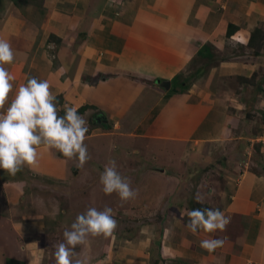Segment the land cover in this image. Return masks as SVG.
Returning <instances> with one entry per match:
<instances>
[{
	"label": "crops",
	"instance_id": "0c3cea01",
	"mask_svg": "<svg viewBox=\"0 0 264 264\" xmlns=\"http://www.w3.org/2000/svg\"><path fill=\"white\" fill-rule=\"evenodd\" d=\"M6 9L0 3V38L8 40L15 53L13 63L4 65L16 77L9 103L28 77L47 79L62 108L91 106L103 133L87 135L89 145L94 147V139L100 138L104 152L97 150L101 158L94 155L77 168V159L69 160L55 149L43 152L41 146L36 166H24L14 176L0 169V218L7 202L11 212L26 216L22 223L17 219L24 224L19 235L42 233L56 239L51 198L43 197L45 181L36 182L35 177L49 176L59 167L58 178L74 183L89 174L87 182L97 186L104 166L115 158L112 137H117V149L124 151L118 153L124 159L119 158L117 171L138 190L137 201L131 200L127 208L143 215L135 220L156 218L160 226L150 229L141 223L139 234H113L103 255H93L87 264H264V153L256 142L264 134V0H29ZM256 29L260 34L251 38ZM163 80L170 81L168 89L159 85ZM172 88L175 92L168 93ZM136 137L144 145L133 152L132 162L127 141ZM153 158L163 165L146 167ZM165 166L169 173L167 168L159 172ZM85 167L88 171L83 172ZM28 170L32 177L27 179ZM189 170L197 175V184L211 174L208 187H198V193L203 192L200 204L231 218L223 232L199 230L196 235L181 222L176 230L164 223L172 199L177 210L192 202L179 184ZM26 180L34 181L30 206L25 205ZM36 183L41 196L34 193ZM37 199L46 202L43 210L49 215L22 211L21 203L31 211ZM148 199L169 206H151ZM7 218L13 220V215ZM1 222L0 234L6 236L12 229L5 231ZM211 238L225 243L208 253L199 245ZM1 240L6 246L7 240ZM27 244L25 249L37 260L49 243ZM79 248L94 253L89 243Z\"/></svg>",
	"mask_w": 264,
	"mask_h": 264
},
{
	"label": "clouds",
	"instance_id": "9594fccd",
	"mask_svg": "<svg viewBox=\"0 0 264 264\" xmlns=\"http://www.w3.org/2000/svg\"><path fill=\"white\" fill-rule=\"evenodd\" d=\"M14 59L11 43L0 38V169L14 176L24 166H36L42 155L41 146L43 152L55 149L69 160L77 159L75 166L82 168L90 159L85 144L89 132L88 121L75 106L65 105L64 115H59L57 97L50 91L47 79L28 77L26 83L18 85L9 103L16 77L4 65L12 64ZM6 104L8 106L5 108ZM99 183L106 195L116 193L121 201L131 200L138 195V190L131 187L130 180L117 171L115 160H110L104 166ZM196 199L198 203L202 202L201 197ZM183 215L188 218L185 227L192 234L199 230L205 233L223 232L231 219L220 209L213 208L186 210ZM117 226L112 208H87L76 216L70 230L63 232V242L54 245L55 264H87L86 258L73 260L74 249L83 245L89 236L112 237ZM224 243L225 240L221 238L202 239L199 246L212 253Z\"/></svg>",
	"mask_w": 264,
	"mask_h": 264
},
{
	"label": "rangeland",
	"instance_id": "374dc122",
	"mask_svg": "<svg viewBox=\"0 0 264 264\" xmlns=\"http://www.w3.org/2000/svg\"><path fill=\"white\" fill-rule=\"evenodd\" d=\"M24 1H29V0H24ZM0 3L3 4L4 11L5 10L7 11L6 8H7L8 4L12 7V4L18 5L20 2H18V4H17V3H13V1L10 2V0L9 1L8 0H0ZM255 49H256V47H254L252 52ZM258 49L261 50V47L258 46ZM226 50L231 51V52H236V49H232V50L226 49ZM241 50H243V49H241ZM249 51H251V50H249ZM255 52H257V51H255ZM255 75L257 76V74H255ZM255 75L252 77V80L256 79ZM238 81H239V79H238ZM56 97L58 98L57 95H56ZM57 101H58L57 108L59 110L60 109L62 110L63 108L60 106L62 100L57 99ZM86 106L87 105H84L85 108L83 109V111L79 112V114L84 116V118L88 121L87 126L89 127V132L86 134L85 144L87 145L88 154H89L90 158H92L94 155H96L95 157L101 158L103 154H98L96 151L101 150L104 152V145L101 142L102 139H100V138L94 139L96 141V145L94 146L97 148L96 149L93 147V145H89L90 140L88 139L89 136H87V135L92 134V133L93 134L94 133H101L102 134L103 132H102L101 127H99L98 125L97 126L94 125V123L100 124L101 122L95 121L96 118H94V116H93V109L91 108V106L90 107H86ZM120 141H121V139H120ZM120 141L118 140L117 137L114 139L112 137V143H113V146H115L113 148L114 149L113 155L115 156L114 160H116V166L119 165V158L122 160L124 159L123 155L118 154L120 152L122 154L124 153V151H120L119 149H117V147H119ZM127 143H129V145H131V146L128 145V147H127V149H128L127 152H128V156H129L128 158H130V160H132V162H133L135 160V154H136V153L134 154L133 152H140L142 150V147L144 144L137 137L133 138L131 140H128ZM94 149H96V150L94 151ZM116 151H118V152H116ZM149 151L154 152V150H152V149H150ZM262 153H264V151H262ZM138 156H140V153H138ZM152 160H154V161H152V162L150 161L149 163L145 164V166L146 167H147V165L157 166L158 164L163 165V164H161L162 161L159 163L158 160H156V158H153ZM72 161H73V159H72ZM88 161L84 165H86L88 163ZM163 163H166V162L163 161ZM168 163H170V162H168ZM74 164H75V162H72L71 166ZM127 164H129L131 166L132 171H134V169L135 170L137 169V168H135V165L132 166L133 164L129 163L128 159H127ZM168 166H170V165H168ZM168 166L160 168L159 172H163L167 168L166 169L167 171L165 173H169L168 172L169 171ZM53 168H55L57 171L55 170L54 173H52L46 177L43 176V174L37 175L35 177L36 178L35 181L36 182L38 180H44L45 181V184L43 182H41V183H43L42 191L46 190L45 192L43 191L44 192L43 197L50 196L51 201H52L51 212H52V215L54 213V219H55V221H52V222L54 223V226L56 227V230L58 231L57 237H56L57 240L55 238L52 239L51 236H48V237L43 236L42 233H40L37 236H34L30 233L23 234L24 232H21L22 235H19L20 229H22L24 227V224H23V226H21V224L16 223L18 221L17 219H19L20 223H22L23 221L21 218H25L26 216H25V214H22V212H19V211H17L18 213L11 212L12 211V209H11L12 205L5 202V204H3V207L1 206V209H4V212L1 213L2 216L0 218V221H2L1 222L2 225L3 224L6 225V228H3L5 231H7L8 229H12V231L8 230L6 232V236H4L3 234H0V252H1L2 247H3V249L6 248L5 249L6 251H4L5 252L4 257L1 258L0 264H5V260L8 259L9 257H13V258L17 259L20 262V264H55V257H54L55 248H54V245L58 244L60 242H63V240H64L63 232L66 229L70 230L71 223L75 220L76 216L78 214L85 212L87 210V208H89V207H95L98 210H103L104 207L112 208V215L118 222V226H117L114 234H119V235H127V234L136 235V234H139L140 233L139 229H141L140 226L142 225L141 223L145 224V226L146 227L148 226V228H150V229H154L155 226H157V227L160 226L159 221L156 220V218H152V221L150 220L151 218L141 220L142 219L141 216H143V215L136 214L137 210H135V209L128 210L127 207H128V205H130L129 202L131 200L137 201V199H138L137 196L131 200H128V201H121L119 196L116 193H113L111 195H106L102 191V185L100 183L97 186H95L92 183H88L87 181L89 180V177H87V175H89V174H84V178L75 179L76 181L73 183V182L66 181V179L58 178L60 176V173H62V170L60 171L59 167H53ZM84 169L85 170H83V169H81V170L83 172L88 171L87 167H85ZM170 170H171V168H170ZM189 172L183 174L184 180L183 179L180 180L179 184H180V186L185 187V188L183 187V189H180L181 193L185 196L189 195L192 202L191 203L188 202V204H187V202H186V204L183 203L181 205V208H179V210L176 209V203L175 202L177 200L175 201L174 199H172L173 204H171L170 206L168 205L169 207L163 203H162V206H160L161 204L159 205L160 207H168L170 209L169 212L166 213V219L164 220L165 222L164 221L163 222L175 230L180 228V226L178 227V222H181L183 224V226L185 227V224L187 223L188 218H187V216L183 215V213H185V211L188 210V208H190V210H191V207H197V208L199 207L197 200L193 199V198L195 196L198 197L199 195H201L203 193V192L201 194L198 193V190L200 189V188L198 189V187H202V188L208 187L209 178L211 176V174L208 173L206 179L203 180V183L197 184L195 182L197 175L194 174L193 170H189ZM24 174L26 175V177L28 179V177L31 176L32 172L28 170L26 173L24 172ZM73 177L74 176H71L69 178L71 179ZM90 178H92V175H90ZM32 182H34V181L31 180V183H30L29 180H26L25 181L26 184H23V190L25 191V194L27 193V196H28V198H27L28 203L25 204L26 206H30L29 202H30V198H32V196H29V191L31 189L30 187H32L31 185H33ZM36 185H37L36 187H35V185L33 187H35L37 189L38 184L36 183ZM74 186H76V187H74ZM63 187H65V190L63 189ZM131 187L133 189H135L133 187V185ZM73 188H74V190H73ZM40 190L38 188V192L37 191L34 192L35 195L41 196V194H38ZM206 190H207V188H206ZM62 191L67 192L68 194H63ZM73 191H75L74 194H73ZM181 193L179 192V195H180V197H183V195ZM71 194H73V195H71ZM172 197H174V196H172ZM154 198H156V197L154 196ZM148 200L150 203H153V205H151V206H158V204H159V203L158 204L155 203L156 202L155 200H152V199H148ZM36 202L37 203L35 204V207L31 211H29L28 208L26 206H23V204L21 203L22 211L24 209L26 214L29 212V214H31L35 217L36 216L37 217L42 216L46 212V210H43L46 202H44L41 199H37ZM121 205H125V206H122V208L117 209ZM132 205H137V202L132 203ZM123 207H125L127 209H125ZM177 207H179V206H177ZM63 208L65 210L64 213H62L63 211L62 212L60 211ZM76 208H78V210H76ZM46 213L48 215L50 214L48 212H46ZM153 214H155V213H153ZM8 215H9V218L11 215H13V220L8 219V218L6 219V216H8ZM155 215H156L155 217L159 216L158 214H155ZM139 217L141 219L135 220V218H139ZM2 218L4 220H2ZM40 218H41V224L45 225L46 224L45 220H43L44 217H40ZM151 223H152L153 227H152ZM26 224L28 225V223H26ZM50 224L51 223H49V225ZM47 225H48V222H47ZM164 228H166L165 224H164ZM197 233H199V231ZM197 233H196V235H197ZM1 237L3 239L7 240L6 246L4 245V241L1 240L2 239ZM107 239L109 240V238H105L103 236H97V237L89 236V237H87V239L83 245H78L77 248L74 249L73 260H75L77 258H81V259L86 258L88 260L90 258L93 259L95 255H98V256H100L101 254L103 255L102 251L104 250V244L106 243ZM155 239H157V238L155 237ZM36 240H39V241H36ZM27 241H30L31 243H33L30 245H35V242L39 245L47 242V244L49 243L50 245L48 244L46 250L44 251V254H40V255L38 254V259L36 260L35 257H33L32 255H29V253L27 252V248L25 249V247L28 246ZM88 243L93 248L92 250L94 251V253L92 254V252H91V254H90L91 250L88 248L84 249L85 251L79 252L80 251L79 247L86 246ZM170 243L171 242H169V244ZM22 244H23V246H22ZM139 244L141 247V245H143V242L138 243V245ZM177 246H181V245L178 244ZM76 249L78 250V253H77ZM139 249H140V251L143 250L142 247ZM158 256L159 255L157 254V257ZM152 264H153V261H152ZM200 264H208V262L206 260H203V262H200Z\"/></svg>",
	"mask_w": 264,
	"mask_h": 264
},
{
	"label": "trees",
	"instance_id": "16d2710c",
	"mask_svg": "<svg viewBox=\"0 0 264 264\" xmlns=\"http://www.w3.org/2000/svg\"><path fill=\"white\" fill-rule=\"evenodd\" d=\"M10 1H13V3H17L18 4V2H21V1H24V0H10ZM228 32H230V25H229V27H228ZM260 32V30L259 29H256L253 33H252V35H251V38L253 37V36H257L258 34H260L259 33ZM177 79L175 78V81H176ZM180 83V85L183 83L182 81H180L179 82ZM175 90L176 89H174L173 90V88L170 90V92H168V93H173V92H175ZM86 107H90V105H87ZM85 107L84 106H81V107H79L78 108V112H81V111H83V109H84ZM59 115H64V112H63V109L61 110L60 109V112H59ZM103 124V123H102ZM94 125H98V124H96V123H94ZM100 125H101V123H100ZM259 144V143H258ZM199 205V207L197 208V207H191V210H193V209H205V208H209L210 209V207L208 206V205H206V204H203V205H201L200 203H198ZM197 206V205H196ZM5 264H20V262L18 261V260H16V259H12V258H8V259H6L5 260Z\"/></svg>",
	"mask_w": 264,
	"mask_h": 264
},
{
	"label": "built area",
	"instance_id": "2783aa9c",
	"mask_svg": "<svg viewBox=\"0 0 264 264\" xmlns=\"http://www.w3.org/2000/svg\"><path fill=\"white\" fill-rule=\"evenodd\" d=\"M256 142L260 143L262 151H264V134L256 138Z\"/></svg>",
	"mask_w": 264,
	"mask_h": 264
},
{
	"label": "water",
	"instance_id": "95a60500",
	"mask_svg": "<svg viewBox=\"0 0 264 264\" xmlns=\"http://www.w3.org/2000/svg\"><path fill=\"white\" fill-rule=\"evenodd\" d=\"M159 85L163 87L164 89H168L170 86V81L169 80H163L159 82Z\"/></svg>",
	"mask_w": 264,
	"mask_h": 264
}]
</instances>
